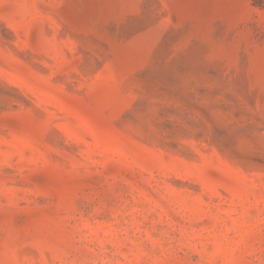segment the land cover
Returning <instances> with one entry per match:
<instances>
[{
	"label": "rangeland",
	"instance_id": "rangeland-1",
	"mask_svg": "<svg viewBox=\"0 0 264 264\" xmlns=\"http://www.w3.org/2000/svg\"><path fill=\"white\" fill-rule=\"evenodd\" d=\"M0 264H264V0H0Z\"/></svg>",
	"mask_w": 264,
	"mask_h": 264
},
{
	"label": "trees",
	"instance_id": "trees-1",
	"mask_svg": "<svg viewBox=\"0 0 264 264\" xmlns=\"http://www.w3.org/2000/svg\"><path fill=\"white\" fill-rule=\"evenodd\" d=\"M261 0H255V2H260Z\"/></svg>",
	"mask_w": 264,
	"mask_h": 264
}]
</instances>
